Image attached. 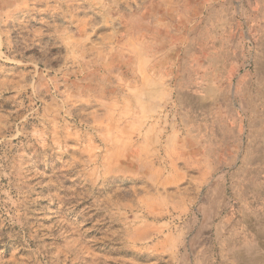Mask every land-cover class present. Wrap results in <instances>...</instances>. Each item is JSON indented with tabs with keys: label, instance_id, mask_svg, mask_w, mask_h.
Wrapping results in <instances>:
<instances>
[{
	"label": "rangeland",
	"instance_id": "374dc122",
	"mask_svg": "<svg viewBox=\"0 0 264 264\" xmlns=\"http://www.w3.org/2000/svg\"><path fill=\"white\" fill-rule=\"evenodd\" d=\"M252 260L264 0H0V264Z\"/></svg>",
	"mask_w": 264,
	"mask_h": 264
},
{
	"label": "bare ground",
	"instance_id": "6f19581e",
	"mask_svg": "<svg viewBox=\"0 0 264 264\" xmlns=\"http://www.w3.org/2000/svg\"><path fill=\"white\" fill-rule=\"evenodd\" d=\"M255 67H256V69H258L259 70V65H258V63H256V65H255ZM215 204H217V203H215ZM259 243V242H258ZM223 244V243H222ZM229 244V243H228ZM226 246V245H225ZM221 248H222V246H220ZM251 247H249V246H246V249H244V253L243 254H241L240 253V255L239 254H236V255H238V256H242L243 258H244V256H245V258L247 259V261L250 259V256H251V254H252V250L250 249ZM226 252V251H225ZM252 263L251 264H260V262H257V261H255V260H252L251 261Z\"/></svg>",
	"mask_w": 264,
	"mask_h": 264
}]
</instances>
